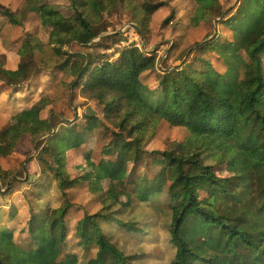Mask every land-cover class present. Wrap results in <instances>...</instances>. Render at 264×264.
<instances>
[{"label":"trees","instance_id":"16d2710c","mask_svg":"<svg viewBox=\"0 0 264 264\" xmlns=\"http://www.w3.org/2000/svg\"><path fill=\"white\" fill-rule=\"evenodd\" d=\"M171 1L67 0L71 14L65 16L46 0H26L15 10L0 4V14L17 26H22L30 13L36 14L39 25L47 30V43L60 59L54 68L70 78L72 91L78 88L79 96L101 108L102 126L115 130L122 142L143 146L161 120L188 130L186 140L155 151L171 170L167 191L148 192L143 177L139 186L142 202L152 203L160 195L166 198L170 214L167 230L174 246L170 264H264V0H236L235 6L228 8L218 0L196 3L190 19L194 25L214 17L231 32L230 39L224 38L220 47V58L227 65L225 72L214 69L207 59L193 58L196 51L219 46L212 39L189 50L191 59L174 67L161 66L155 52L146 54L134 45L113 46V52L96 55L99 60L91 53L63 48L71 43L102 46L108 36L101 40L94 25L102 21L105 12L116 8L131 13L138 32L145 37L151 15ZM97 37L99 41L95 42ZM42 47L38 37L25 32L19 53L33 54ZM26 66L22 63L11 73L23 75ZM149 71H157L153 87L143 81V74ZM1 79L13 88L21 84L9 77ZM48 99L43 95L35 103L34 125L11 118L0 126V155L10 154L24 134L33 140L48 137V153L62 152L61 135L52 134V121L41 117ZM40 160L41 172L51 174L63 202L38 214L29 211L25 223L28 238L22 244L14 240L10 229L1 226L0 264L75 261L73 255L63 256L67 236L64 218L70 208L65 187L73 180L63 168L44 157ZM228 161L235 164L237 172L218 176L217 167ZM8 176L9 172L0 168L4 187H10ZM30 182L36 185L37 198L42 184ZM131 203L112 199L76 222L74 233L79 244L97 248L95 257L86 264H106L107 259L112 264H135L101 226V222H109L125 232L140 231L116 218L118 210ZM1 215L5 214L0 209Z\"/></svg>","mask_w":264,"mask_h":264},{"label":"rangeland","instance_id":"374dc122","mask_svg":"<svg viewBox=\"0 0 264 264\" xmlns=\"http://www.w3.org/2000/svg\"><path fill=\"white\" fill-rule=\"evenodd\" d=\"M24 1L26 0H0V4L15 10ZM46 1L63 15L71 14L67 0ZM199 1L206 0H176L175 5L169 4L155 11L149 19L145 37L139 33L140 47L146 54L155 52L161 66L174 67L184 59H191L189 50L197 49L206 40H217L216 45L219 46L202 52L196 51L193 58L195 61L198 58L207 59L214 69L225 72L227 65L220 58V47L224 38L230 39L231 32L225 25L216 23L214 17L200 20L194 25L190 19ZM218 1L224 8L236 4V0ZM36 23L38 20L35 13H30L22 26L9 24L7 18L0 14V77H9L23 83L34 77L35 72L46 73L50 79L42 82L39 90L30 95L36 101L42 95L49 98L41 116L52 121V134L61 135L62 152L48 153L47 145L51 144L48 137L33 140L30 136L22 135L10 154L0 155V168L9 172L6 182L11 183L10 187L9 184L4 187V182L0 181V209L5 214L0 217V227L9 225L25 229L30 210L38 214L44 208H56L63 202L64 197L51 174L41 172L43 163L40 157H44L53 166L66 170L69 179L73 180L71 186L65 187L70 208L64 218L67 236L63 256L66 253L73 255V264H86L88 259L95 257L97 248L94 244H89L86 248L79 244L74 233L75 224L84 214L95 213L112 199H117L132 203L129 207L118 210L116 218L132 223L140 231L125 232L113 223L101 222L103 230L110 233L115 245L124 254L133 257L135 264H170L174 246L167 230L170 214L165 205L166 198L160 195L152 203L142 202L139 199H143V192L139 186L143 177L148 192L167 191L171 182V170L155 151H163L172 142L186 140L188 130L161 120L152 138L143 146L135 147L127 141L122 142L115 130L108 131L102 126L101 108L94 101L79 96L78 88L72 91L68 84L70 78L64 71L54 72L60 59L47 43V30ZM131 26H136L131 13L121 8L111 9L103 14L101 22L94 25V31L102 35L101 40L108 36L101 42L102 46L87 47L71 43L63 48L71 52L79 51L81 54L88 52L95 60H99L96 55L113 52V46L121 48V39L117 40L119 37L123 38V33ZM26 31L43 42L41 50H36L33 54L19 53ZM110 36L112 37L109 38ZM94 41H99V38ZM6 60L11 65L13 61L17 69L25 63V73L12 74L5 68ZM200 64L203 63L200 61ZM156 73L157 71L145 72L143 81L153 87L157 83ZM1 80L6 84L5 80ZM26 95L20 97L21 101L28 100ZM25 110L21 118L30 122L35 112L34 107ZM2 117L6 118L5 115ZM1 121L3 120L0 119ZM216 170L218 176L228 177L237 172V167L228 161L219 165ZM28 178L30 179L27 180ZM30 181L42 184L37 198L36 185ZM14 238L17 243L22 244L27 239V234H21L17 230ZM107 261L106 264H112V260Z\"/></svg>","mask_w":264,"mask_h":264},{"label":"crops","instance_id":"0c3cea01","mask_svg":"<svg viewBox=\"0 0 264 264\" xmlns=\"http://www.w3.org/2000/svg\"><path fill=\"white\" fill-rule=\"evenodd\" d=\"M175 1L176 0H172L170 2V6H172L173 4L175 5ZM162 7H166V6H162ZM162 7H160V8H162ZM160 8H158V9H160ZM36 24L39 25V22ZM26 32H28V31H26ZM13 63L14 62L12 61V65H11V63L9 64V61L6 60V62L4 63L5 68L9 69L10 71L18 70L17 65L15 63H14L15 67H13ZM57 71L62 72L61 70H58V69H56V71H54V72H57ZM33 74H36V75L34 77H32L31 79H29L27 82L21 83L20 86H18L17 88H13L8 84L6 85L2 82V80H0V115H1L0 119L3 120L0 122V126L5 125L7 122L10 121L11 118L17 120V119H20L21 117H23V115L26 111L25 109H28L29 107L33 108L35 106V103L41 97V96H39L38 100L36 101V98H33L34 96H32V94L30 95V93H33V91L35 92L36 90H39L40 84L42 82H44L45 80H49L50 78L47 77L46 73L43 74L42 72H39V73L35 72ZM33 88H35V90H33ZM25 95H26V98L28 100L24 99L23 101H21L20 97L25 96ZM29 97H31V98H29ZM32 102H34V103H32ZM2 115H5L6 118H3ZM22 119L26 123H28L29 125H34V123H35V121L33 119L30 122H28V120H26L25 118H22ZM24 135L29 136L27 134H24ZM29 140H31V138ZM6 227L12 231L13 237H14L15 231H17V230L20 231L21 234H25V233L27 234V231L25 229H23V227L21 229H17L15 226H9V225ZM23 238H25V237H23ZM27 238H28V234H27ZM14 240H15V238H14Z\"/></svg>","mask_w":264,"mask_h":264},{"label":"built area","instance_id":"2783aa9c","mask_svg":"<svg viewBox=\"0 0 264 264\" xmlns=\"http://www.w3.org/2000/svg\"><path fill=\"white\" fill-rule=\"evenodd\" d=\"M140 37L139 32L135 27L131 26L127 32L123 33V38L120 42L121 47H125L128 45H134L136 47H140Z\"/></svg>","mask_w":264,"mask_h":264}]
</instances>
